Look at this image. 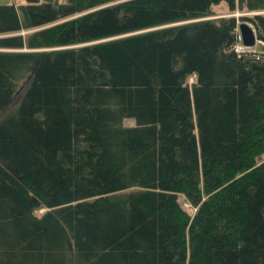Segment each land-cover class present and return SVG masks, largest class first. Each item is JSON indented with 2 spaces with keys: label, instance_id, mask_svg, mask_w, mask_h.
Here are the masks:
<instances>
[{
  "label": "trees",
  "instance_id": "obj_1",
  "mask_svg": "<svg viewBox=\"0 0 264 264\" xmlns=\"http://www.w3.org/2000/svg\"><path fill=\"white\" fill-rule=\"evenodd\" d=\"M0 35V264H264V0L12 1Z\"/></svg>",
  "mask_w": 264,
  "mask_h": 264
},
{
  "label": "rangeland",
  "instance_id": "obj_2",
  "mask_svg": "<svg viewBox=\"0 0 264 264\" xmlns=\"http://www.w3.org/2000/svg\"><path fill=\"white\" fill-rule=\"evenodd\" d=\"M14 1L15 3H19L20 1L19 0H0V4H8L10 2ZM60 1H64V0H60ZM253 13L251 12H238V11H234L233 13H231L227 7L224 5V4H219V5H215L211 8V14L210 16H206L202 19H199V20H207V19H212V20H219V19H222V18H227V17H231V16H234L236 19L240 18V17H243V16H246V17H250L252 16ZM238 23H246L248 24L252 29H253V26L246 20V21H239ZM238 30V29H237ZM32 31L34 30H31V29H28V30H21L20 32H18L17 34H20L22 36H25L29 33H31ZM239 32V30H238ZM6 35V34H5ZM5 35H0V37H4ZM9 35H15L14 33L12 34H9ZM262 46V43L260 42H256L255 45L253 46V48H261ZM20 51H27V50H31L29 48H21L19 49ZM19 50H8V51H19ZM193 81V78H190L188 80V83L190 84L191 82ZM18 99L16 98L12 105H16ZM132 121L131 120H127L124 122V125H132ZM179 201L182 205V207L188 211L190 214H193L195 212V209L193 207L190 206V204L188 203V201L185 199V197L183 195H179ZM44 212V209H41V210H38L36 213L38 215L42 214Z\"/></svg>",
  "mask_w": 264,
  "mask_h": 264
},
{
  "label": "water",
  "instance_id": "obj_3",
  "mask_svg": "<svg viewBox=\"0 0 264 264\" xmlns=\"http://www.w3.org/2000/svg\"><path fill=\"white\" fill-rule=\"evenodd\" d=\"M181 23H185V22H181ZM238 30L241 36L242 44L245 47H249V48L253 47L256 43V36L254 30L246 23H240L238 25Z\"/></svg>",
  "mask_w": 264,
  "mask_h": 264
},
{
  "label": "built area",
  "instance_id": "obj_4",
  "mask_svg": "<svg viewBox=\"0 0 264 264\" xmlns=\"http://www.w3.org/2000/svg\"><path fill=\"white\" fill-rule=\"evenodd\" d=\"M238 42L234 45V52L238 55L240 54H243V53H246V52H249L251 49L250 48H247L245 47L242 42H241V36L238 34Z\"/></svg>",
  "mask_w": 264,
  "mask_h": 264
},
{
  "label": "crops",
  "instance_id": "obj_5",
  "mask_svg": "<svg viewBox=\"0 0 264 264\" xmlns=\"http://www.w3.org/2000/svg\"><path fill=\"white\" fill-rule=\"evenodd\" d=\"M19 1H20L19 3L23 2V0H19Z\"/></svg>",
  "mask_w": 264,
  "mask_h": 264
}]
</instances>
